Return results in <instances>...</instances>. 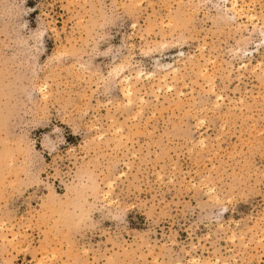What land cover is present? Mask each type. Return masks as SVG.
I'll return each instance as SVG.
<instances>
[{"label": "rangeland", "instance_id": "rangeland-1", "mask_svg": "<svg viewBox=\"0 0 264 264\" xmlns=\"http://www.w3.org/2000/svg\"><path fill=\"white\" fill-rule=\"evenodd\" d=\"M0 264H264V0H0Z\"/></svg>", "mask_w": 264, "mask_h": 264}, {"label": "bare ground", "instance_id": "bare-ground-1", "mask_svg": "<svg viewBox=\"0 0 264 264\" xmlns=\"http://www.w3.org/2000/svg\"><path fill=\"white\" fill-rule=\"evenodd\" d=\"M232 2V1H231ZM232 4H233V7L231 8V10H235V5L237 4V1H233L232 2ZM160 67H161V64H160ZM163 70V69H162ZM142 73V71L141 72H138L137 73V78L138 79H141V74ZM152 75V74H151ZM150 75V76H151ZM163 78L164 79H166L167 78V76H169V75H174V79H178V75H179V70H178V68L176 67V66H169V64H168V66L165 68V70H163ZM146 77V76H145ZM163 80V79H162ZM129 80H127V82H128ZM174 81V80H173ZM129 88H128V96L132 93V90L130 89V87L131 86H128ZM171 87V86H170ZM131 98V97H130ZM223 100V99H222ZM130 101H131V99H130ZM217 103V102H216Z\"/></svg>", "mask_w": 264, "mask_h": 264}]
</instances>
